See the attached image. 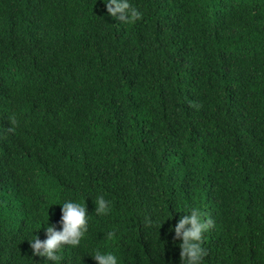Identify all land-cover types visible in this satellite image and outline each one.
<instances>
[{
  "label": "trees",
  "instance_id": "obj_1",
  "mask_svg": "<svg viewBox=\"0 0 264 264\" xmlns=\"http://www.w3.org/2000/svg\"><path fill=\"white\" fill-rule=\"evenodd\" d=\"M131 3L134 23L0 0V264H183L170 225L192 207L212 221L199 264H264V0ZM67 198L88 231L34 256Z\"/></svg>",
  "mask_w": 264,
  "mask_h": 264
},
{
  "label": "clouds",
  "instance_id": "obj_2",
  "mask_svg": "<svg viewBox=\"0 0 264 264\" xmlns=\"http://www.w3.org/2000/svg\"><path fill=\"white\" fill-rule=\"evenodd\" d=\"M107 13L112 17L127 23L140 20L144 13L131 3V0H104ZM60 218L57 222L44 223L45 238L35 235L29 240L33 255H39L48 261L60 259V251L65 245L78 246L88 231L91 213L87 210L86 202L67 198L59 203ZM94 211L98 215L107 214L111 209V200L99 194L95 199ZM57 223L60 225L57 228ZM212 223L211 218L198 207H192L176 222L170 225L174 238L179 240L180 257L183 264H199L203 255L202 238L204 232ZM113 239V232L107 233ZM97 264H120V258L115 250L103 246L94 247L89 253Z\"/></svg>",
  "mask_w": 264,
  "mask_h": 264
}]
</instances>
